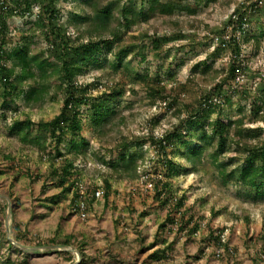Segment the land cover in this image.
<instances>
[{"label":"rangeland","instance_id":"rangeland-1","mask_svg":"<svg viewBox=\"0 0 264 264\" xmlns=\"http://www.w3.org/2000/svg\"><path fill=\"white\" fill-rule=\"evenodd\" d=\"M146 1L103 0V4L111 3L116 12L126 6L135 10L145 8ZM159 2L178 4L188 11H176L171 17L137 19L136 25L127 31L121 27L114 30L115 22L111 20L110 29L116 33L114 50L119 46L126 49L120 66L117 69L110 66L107 62L113 59V54L102 51L97 55L102 61L101 68L89 67L74 80L80 89L91 86L85 97L92 102L104 94L122 91L110 104L116 114L103 129L95 130L91 126L94 110L89 103L77 107L79 130L73 131L71 124H65L60 143L56 136L38 126L50 122L61 111L65 87L58 88L63 83L59 77L46 76L42 84L47 95L33 106L25 105L22 96L4 98V86L0 85V264H229L231 258L237 259L234 264H264V199L245 197L247 189L241 184L232 181L224 184L211 163L213 148L206 146L202 162L192 167L186 160L185 139L172 143L170 139L165 151L166 159L172 161L177 171L173 177L167 176L164 157L156 153L149 139L141 148L142 158L137 161L134 179L126 174L122 179L117 178L100 161L118 162L124 153L122 143H131L130 151L135 152L138 151L135 143L151 136L161 138L189 130V135L196 137L201 134V122L225 115L234 119L240 105L249 111L252 96L260 93L264 84L257 76L264 73V0H214L208 4L205 0ZM242 4L250 8L253 4L257 6H253L252 12L246 9L248 27L238 34L240 71L247 80L236 79V83L225 80L221 94L229 96L231 104H224L221 114L204 109L200 118L190 121V113L194 115L200 109L199 97L216 93L214 85L228 76L232 62L230 49L218 46L215 33L233 15V23L238 21L236 8ZM55 7L57 22L63 28L62 34L69 35L71 46L94 40L93 32L84 36L83 27L75 28L69 23L73 14L89 12L81 0H57ZM38 12L36 6L31 16L14 17L9 10L5 12L8 16L4 47L9 51L21 43L22 36H28L30 51L53 60L47 52L50 46L40 31L33 36L28 34ZM174 21L177 25H173ZM177 34L184 38L178 40L174 36ZM80 37L85 38L79 40ZM203 62L212 64L210 75H215V80L208 84L204 81L210 75L205 78L198 69L194 73L191 70L193 65ZM11 65L7 63L8 67ZM29 85L32 84L27 81L23 88ZM177 108L181 113L174 116ZM67 115L71 117V112ZM27 122L32 124L29 129L25 126ZM257 126L264 128V123L245 124L248 128ZM71 141L80 148L71 149ZM231 156L236 157L229 152L220 162L232 166L236 160L227 158ZM69 160L74 161L72 176L59 186L62 166ZM119 166L117 171L122 175ZM147 174L153 180L165 181L172 196L183 198V208L171 213L178 224L185 225L188 217L193 218L182 232L177 228L170 233L159 232L156 244L154 237L168 209L160 206L155 191L147 187ZM105 181L111 186L107 199ZM72 183L77 186H71ZM96 190L103 195L94 196L92 202L84 204L82 218L73 198L78 194L82 201L83 193L91 196ZM192 229L194 233L187 234ZM218 231H224V243H217ZM68 237H71L69 241ZM161 239L174 241L168 251L169 260L150 261L148 255L164 247ZM151 244L154 248L145 250ZM180 245L184 257H179Z\"/></svg>","mask_w":264,"mask_h":264},{"label":"trees","instance_id":"trees-1","mask_svg":"<svg viewBox=\"0 0 264 264\" xmlns=\"http://www.w3.org/2000/svg\"><path fill=\"white\" fill-rule=\"evenodd\" d=\"M57 0H0V85L4 86L2 96L7 97H19L22 96L25 99V105H34L43 101L44 96L47 95L45 88L42 84L46 76L59 77L62 80V85L58 88L61 90L62 86L65 87L63 92V104L60 113L54 117L48 123H39L38 126L50 132L54 137H57L58 142H62L65 135V124H71L73 131H78L80 127V121L77 119L78 111L77 107L82 104H91V109L94 110L92 114L91 126L97 129H103L104 124L113 120L116 112L114 107L110 106L122 95V91H117L109 95H102L98 101H91L88 97H85L86 92L90 91L91 86H85L80 89L75 85L76 77L82 76L89 67L101 68V60L97 58V55L102 51L106 54H113V59L105 61L109 63L114 69H117L121 64V59L124 56L126 49L123 46H119L118 49L113 47V40L116 38V33L113 31L117 27L123 28L125 31L129 30L133 25L138 22L137 19L147 20L152 17L168 16L171 17L176 11H188L186 7L178 6L173 3H160L159 0H147L146 7L133 9L131 6L121 7L116 12L113 11L112 4H103V0H81V4L89 10V12H83L80 14H73L72 19L69 21L75 28L83 27L84 36L94 33L95 37L93 41L80 42L76 46H71V39L69 35L62 34L63 28L57 22V9L55 2ZM214 0H205L206 4L213 2ZM208 2V3H207ZM9 4L12 6L10 7ZM256 5V4H255ZM254 4L250 7L240 5L236 8L238 21L234 24L233 19L228 20L222 27L220 32H216L218 46L227 47L230 49L231 64H229L227 77L216 83L214 88L216 93H206L199 97L201 104L199 111H195L194 115H189V120L200 118V114H204L207 110L209 113L219 111L223 112L222 106L231 104L229 96L222 95L221 90L227 79L236 81L238 75L241 74L240 63V49H239V37L238 34L246 31L248 27V20L246 16V9L252 12L255 11ZM38 8V14L35 21L31 22V26L28 29V34L33 36L36 31H40L41 36L49 44L47 52L52 56L53 60L47 59L45 54H37L30 51V44L28 42V36L21 37V43L13 49L7 51L5 49L4 35L7 32L6 15L7 10L10 11L14 17H23L26 15L31 16L33 7ZM254 6V7H253ZM243 8V9H242ZM113 20L115 25L110 29V22ZM140 21V20H139ZM173 25H177L176 21ZM246 25L245 28L243 26ZM229 29V33H228ZM30 36V37H31ZM178 40H181L182 35H174ZM112 39H109L111 38ZM242 37V35H241ZM85 37H80L79 40H83ZM245 38V37H244ZM247 38H245V41ZM155 46L157 43L155 42ZM218 52V49H215ZM104 61V59H103ZM11 63L10 67L7 63ZM200 71V75L208 77L212 71V64L203 62L196 63L192 67V72L195 70ZM244 70V69H242ZM245 71V70H244ZM242 80L246 79V74H241ZM257 76L264 81V73H257ZM209 80V81H208ZM215 80V75H210L209 79L205 80L204 84L211 83ZM29 81L32 85L23 88L24 84ZM237 82V81H236ZM235 82V83H236ZM263 84V82H262ZM246 95V92H243ZM249 94V93H247ZM250 102L249 111L245 106H238L235 110L234 119L231 116L222 118L220 116L209 120L204 123L201 122L202 128L201 134L194 137L189 135V130L177 131L176 133L167 134L161 138H153L152 136L146 138L145 141L135 143L138 147V151L131 152L130 144H120L124 153L120 154L118 162H104L102 163L112 169L117 178L122 179L123 175H128L129 179L137 177V161L141 159V148L148 139L151 141L152 147L156 153L164 157V164H166L168 177H173L177 173L172 161L166 159V144H171L174 140L185 139L186 160L192 166L195 167L202 162L205 156L206 146L213 148V152L210 154L211 163L215 166L216 172L219 174L222 182L226 184L232 181L234 184H241L247 190L245 197L253 198L254 200L264 199V128L257 126L255 128L245 127L246 122H262L264 123V84L261 87V92L256 96H252ZM205 109V111H204ZM217 109V110H216ZM71 112V117L67 115V112ZM204 111V112H203ZM222 111V112H221ZM247 112V113H246ZM181 109L177 108L174 112V116L179 115ZM199 122V121H197ZM190 123V122H189ZM17 124L11 129V134L17 128ZM26 128L29 129L32 124L27 122ZM70 126V125H69ZM67 130V129H66ZM171 140V143L168 141ZM72 142L71 149L76 150L80 148V145ZM232 152L235 154V158L227 157L232 160H236L235 163L230 166L228 163H221L220 158L225 157V154ZM239 162V163H238ZM243 162V163H242ZM122 166V175H119L117 169ZM74 161L69 160L62 166L59 186H63L68 182L72 176V169L74 168ZM152 182L153 190L155 191V199L159 201L160 206H167L168 213L165 220L158 227V234L154 237V243H158L159 232L170 233L173 228H177L178 232H182L193 220L188 217L185 225L178 224L171 213L177 212L183 208V198H176L172 196L171 190L168 189L167 183L158 178L153 180L146 175L145 182ZM77 182V181H76ZM76 183H72L74 186ZM77 186V184H76ZM111 186L105 181L104 197L107 199L108 190ZM78 192V191H77ZM94 191L91 196H83L81 199L83 203L89 204L94 200ZM80 199V200H81ZM79 196L78 194L73 198V205L78 206ZM1 210V209H0ZM195 230V229H194ZM194 230H188L194 233ZM224 231L216 234L217 243L224 241L222 236ZM71 237H68L67 241ZM161 243L164 246L162 249H155L149 255L148 259L153 262H162L169 260L168 251L173 247L174 241L167 242V239H161ZM224 245V244H223ZM153 244L145 248V250L153 249Z\"/></svg>","mask_w":264,"mask_h":264},{"label":"built area","instance_id":"built-area-1","mask_svg":"<svg viewBox=\"0 0 264 264\" xmlns=\"http://www.w3.org/2000/svg\"><path fill=\"white\" fill-rule=\"evenodd\" d=\"M234 17H235V15H233V19H234ZM240 76H241V75H238L237 78H236V79H238V81H239V79L242 80V78H240ZM147 187L153 189L154 186H153L152 183L148 182V183H147ZM81 193H83V192H81ZM83 194H84V196H85V193H83ZM102 195H103V193L100 192V191H98V190H96V191L94 192V196H95V197H100V196H102ZM86 196H89V195H86ZM77 209H78V213H79V215H80L82 218L85 217V206H84L83 201H79V202H78Z\"/></svg>","mask_w":264,"mask_h":264},{"label":"crops","instance_id":"crops-1","mask_svg":"<svg viewBox=\"0 0 264 264\" xmlns=\"http://www.w3.org/2000/svg\"><path fill=\"white\" fill-rule=\"evenodd\" d=\"M1 208V207H0ZM227 231V230H226ZM20 234H22V231L20 232ZM23 235V234H22ZM14 236V235H13ZM15 237H18V236H15ZM185 239H186V237H185ZM17 240V239H16ZM173 239H170L168 242H171ZM18 241V240H17ZM230 242L232 243V241L230 240ZM237 249V248H236ZM177 251H179V257H184V251L182 250V245H180V246H178L177 247ZM239 252V251H238ZM227 259V258H226ZM226 259H224L225 261H226ZM237 259H233V258H231V259H229V261H227V263H229V264H234V262L236 261ZM236 264V263H235ZM237 264H242V263H237ZM245 264H247V263H245Z\"/></svg>","mask_w":264,"mask_h":264},{"label":"water","instance_id":"water-1","mask_svg":"<svg viewBox=\"0 0 264 264\" xmlns=\"http://www.w3.org/2000/svg\"><path fill=\"white\" fill-rule=\"evenodd\" d=\"M7 215L10 216L11 215V210H10V207H8L7 209ZM23 249V248H22ZM25 249V248H24Z\"/></svg>","mask_w":264,"mask_h":264}]
</instances>
